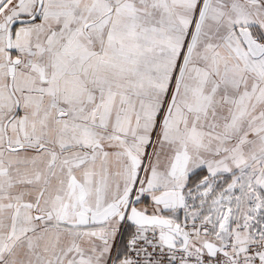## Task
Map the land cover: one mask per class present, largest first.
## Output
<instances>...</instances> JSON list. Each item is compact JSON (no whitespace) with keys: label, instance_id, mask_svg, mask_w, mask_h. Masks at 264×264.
Instances as JSON below:
<instances>
[{"label":"snow or ice","instance_id":"1","mask_svg":"<svg viewBox=\"0 0 264 264\" xmlns=\"http://www.w3.org/2000/svg\"><path fill=\"white\" fill-rule=\"evenodd\" d=\"M0 264H264V0H0Z\"/></svg>","mask_w":264,"mask_h":264}]
</instances>
